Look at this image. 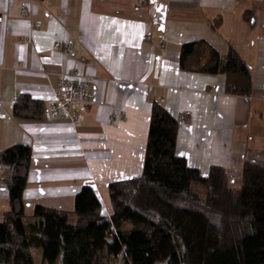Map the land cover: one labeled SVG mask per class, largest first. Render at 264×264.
Here are the masks:
<instances>
[{"label":"crops","instance_id":"1","mask_svg":"<svg viewBox=\"0 0 264 264\" xmlns=\"http://www.w3.org/2000/svg\"><path fill=\"white\" fill-rule=\"evenodd\" d=\"M199 42L235 52L249 96L229 94L225 75L180 69L181 46ZM72 69L95 86L75 125L47 114L58 75ZM19 96L41 104L40 119L13 115ZM154 103L178 122L176 154L202 178L218 167L238 188L245 162L264 166V0H0V151L31 150L26 222L37 205L72 220L84 186L109 219V186L142 173ZM6 170L0 165V221Z\"/></svg>","mask_w":264,"mask_h":264},{"label":"trees","instance_id":"2","mask_svg":"<svg viewBox=\"0 0 264 264\" xmlns=\"http://www.w3.org/2000/svg\"><path fill=\"white\" fill-rule=\"evenodd\" d=\"M179 67L225 75L231 95L251 93L249 73L232 50L219 55L201 42L185 44ZM40 105L19 96L13 115L38 120ZM177 129L178 122L154 103L142 173L109 186V219L84 186L74 198L72 220L66 212L37 205L24 221L31 150L23 145L1 150L8 210L0 221V264H33V250L46 264L58 258L60 264H264V166L245 162L235 189L221 168L212 167L202 178L177 156Z\"/></svg>","mask_w":264,"mask_h":264},{"label":"built area","instance_id":"3","mask_svg":"<svg viewBox=\"0 0 264 264\" xmlns=\"http://www.w3.org/2000/svg\"><path fill=\"white\" fill-rule=\"evenodd\" d=\"M71 50V45L64 48L66 53ZM16 101L15 97L13 103ZM94 103L95 86L92 78L80 75L76 69H72L57 77L54 100L47 109L48 118L75 125ZM179 120L183 121L181 118Z\"/></svg>","mask_w":264,"mask_h":264},{"label":"rangeland","instance_id":"4","mask_svg":"<svg viewBox=\"0 0 264 264\" xmlns=\"http://www.w3.org/2000/svg\"><path fill=\"white\" fill-rule=\"evenodd\" d=\"M228 184H229V183H228ZM235 185H236V184H232V183H230L229 186H230L231 188H234V189H235V188L237 187V186H235ZM24 221H26L25 218H24ZM36 251H37V252H40L39 250H34V252H36Z\"/></svg>","mask_w":264,"mask_h":264},{"label":"bare ground","instance_id":"5","mask_svg":"<svg viewBox=\"0 0 264 264\" xmlns=\"http://www.w3.org/2000/svg\"><path fill=\"white\" fill-rule=\"evenodd\" d=\"M47 116V115H46Z\"/></svg>","mask_w":264,"mask_h":264}]
</instances>
